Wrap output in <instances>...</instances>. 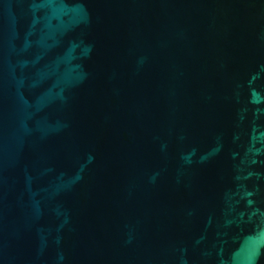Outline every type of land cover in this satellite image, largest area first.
I'll list each match as a JSON object with an SVG mask.
<instances>
[{
    "label": "water",
    "instance_id": "obj_1",
    "mask_svg": "<svg viewBox=\"0 0 264 264\" xmlns=\"http://www.w3.org/2000/svg\"><path fill=\"white\" fill-rule=\"evenodd\" d=\"M0 264H264V0H0Z\"/></svg>",
    "mask_w": 264,
    "mask_h": 264
}]
</instances>
